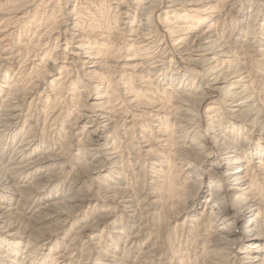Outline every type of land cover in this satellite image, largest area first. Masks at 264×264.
Returning <instances> with one entry per match:
<instances>
[{
    "label": "rangeland",
    "instance_id": "rangeland-1",
    "mask_svg": "<svg viewBox=\"0 0 264 264\" xmlns=\"http://www.w3.org/2000/svg\"><path fill=\"white\" fill-rule=\"evenodd\" d=\"M117 1L119 2L121 0H106V2L104 0H0V21H3L5 25H8L7 29L9 31L7 34L10 36L9 38L8 36L6 37L7 41L5 43H8L7 47L10 48L9 51L11 50L10 52L16 55L12 62L7 64V67L10 68L9 73H16L15 78L17 80L14 78V81L19 84V87L21 88L20 90L23 88L22 92H26L27 102L34 97V101H32L33 103L30 105L31 110L28 111L31 117L34 114L31 121L32 124L30 123L31 125L29 126V121L21 122V134H19L18 139H16L10 148H5L6 150L4 149L5 152L3 153L1 162L6 163L11 158L14 152V147L24 137L32 139L34 133H36V137L37 134L39 135L40 148L44 145L54 147V152L64 155L63 162L58 168L62 171V174L58 177L59 179L56 178L51 182V186H48L47 189L45 188L47 192H43L44 196L35 201V206L33 205V208L30 207L28 209L26 208V204L21 202V208L19 207L17 209L16 214L6 216L3 218L4 220H2L5 223L8 221L7 223L10 224L7 225V228L0 229V242L7 239L20 241V243L16 245L18 248H15L18 252V259L26 256V254H23V251L30 250L32 253L37 250L36 253L29 254L33 261L29 260L28 263L24 264H36L38 263L37 261L40 262L41 260L43 261L42 264H54L55 260H57L56 257L58 256L61 257L58 262L65 261L64 263L67 264H134L135 261H141L142 264H207L204 259L207 256L209 241H206V239L213 235V229L210 227H205V229L201 227V224L191 222L186 216L187 214L192 220L200 218L204 203L201 199L200 201L199 199H195L196 205L194 207V214H191V212L186 214L182 213L184 205L188 202L191 196L193 197L197 192L191 188L189 183L185 182L186 175L185 172L182 171L183 164H181L177 158L175 149L176 144L174 143L178 141V145H183V142L179 143L178 139H172V142H174L173 144L163 147L161 143L157 142V133L154 131H148L151 129V125L148 121L127 123V120L125 121L126 118H124L129 117L128 120L132 119V109L128 107L129 104L125 101L128 99L129 95H125L124 98L123 94L125 91H127L128 94H137L141 96L144 100L143 102H146L149 97L152 102L157 101L166 103L169 101L170 97L168 91L171 92L173 91L171 89H174L172 85H169V78L173 76L172 72L179 71L180 79H184L183 75H185L191 68V65L186 58L188 55L186 54L185 44H187L186 46H188V49L194 47L197 43L199 45V42L203 41L206 37H209V39H219L220 42L223 41L224 43L222 42V44L224 47H227V49L233 54V61L235 64L242 65L243 63L245 66L247 64L246 71L248 70L250 73V78L252 76L250 82L253 81V89L255 88V92H257L256 102L262 107L261 117L264 119V56L257 55V53H264V51L258 49L259 44L262 42L259 38L261 35L254 36V32L256 31L255 25H251L252 27L250 26L248 28V30L251 29L248 32L249 36L256 38H254L253 41L251 39L249 42L247 41V43L244 39L245 37H243L242 34H239L240 25L238 24V19L240 18V15L235 11L237 10V3L235 2H238V0H206L200 5L201 8H199L198 12H189L193 16L190 20L186 19L184 13H182V23L181 20L178 21L175 17L165 14V1L161 0L159 5L161 7L157 8L155 11L153 22L155 26L154 29L156 28L155 30H158V34L161 33L160 40H162L159 42L160 45L159 48H157L158 50L156 48L152 50L154 54L151 53L153 54L151 58L148 57L151 54L145 55L146 53L141 52L138 53V55L133 56L132 52L135 51L134 49L137 47L135 45V48L132 47L131 51H127L128 47L125 46V44H127L128 41L125 40V37L122 34V36L120 35L121 37L119 36L120 38H117L113 44L115 45V43H117L118 46H125V49H123L124 52L122 51L121 53L122 57L120 56L119 58H116V56L113 55L116 51L113 52L107 49H105L104 52H99V49L103 47V44L109 43V40L111 39L110 42H113L115 39L111 37L110 39L104 38L103 40L102 37L103 35L106 36V34L102 35V33L103 31L106 33L108 28H111V31H115L114 29L116 25L119 24L116 18L117 13H114L116 12L114 7L116 6ZM251 2V0H248L246 3L244 8L246 12L251 6ZM212 6L214 7L213 9H211ZM188 9L189 7L187 6L186 13L188 12ZM69 13L72 14V16H70ZM200 16L202 17L201 19H199ZM71 17L76 18L77 22L79 21L78 24L80 25L77 26V29L76 26L70 24L69 21ZM166 19L169 20L165 21ZM183 21H185L186 24ZM116 22L117 24H115ZM174 23L178 26V28H174L177 33H173V31L172 33L170 32V28L174 26ZM183 25H189V28L181 29ZM201 34H203V36ZM115 35L118 34L115 33ZM66 38L70 39L71 43L69 47H67ZM241 39H243V42ZM80 40H83L82 43H85V48H82L81 50L78 49L81 54L75 56L74 53H77L75 49L81 42ZM88 41L93 44L92 48L86 51L88 48ZM39 43L43 47L40 46V48ZM250 46H252V49ZM180 48L181 50H179ZM183 50H185V52ZM142 55L146 60H144ZM28 56H32L31 58L36 60L32 62L33 65H26ZM145 56L149 58L150 62ZM65 57L67 58L64 59ZM152 57H157L156 59L162 57V59L166 61V65H164L163 68H160L161 71L151 68V62L153 61ZM124 58L126 60H132L126 61ZM257 58H259V60ZM124 63L125 65L126 63H129L128 65H130V67L132 66L131 69H133L126 70ZM136 66L138 68H136ZM198 69L202 77H205L203 68L200 66ZM69 71H72V73ZM78 71L81 73H78ZM147 71L148 73H146ZM29 72L30 75L27 74ZM159 72H163L160 79H163L164 77H166V79L161 80L162 83L156 85L157 83L155 80H158L156 77L159 75ZM147 76H150L152 85L144 88V91L141 92V86H139V83L141 82L142 77L147 79ZM84 77L88 78L85 80ZM53 78H55V82L53 81L49 83L48 81H51ZM19 81L21 83H19ZM163 82H165L164 85ZM175 83L178 84L177 81L174 82V84ZM32 84L35 86H32ZM167 86H170L171 88L168 89V91L165 89ZM97 91L99 93L103 92L102 94H104V91L109 93L107 94L108 97L105 99H111V102H108L110 106L111 104L117 105L120 103V105H117V108L122 106V109H119L118 111L124 113V110H128V113L125 116H122L123 113L116 112L115 114H117V116L118 114L119 116L120 114L122 116L118 117L120 118L118 121L119 125L116 128L114 127V130L111 128L106 132V135H109L112 140L109 145L122 156L120 172L123 173V177L120 181L117 179L109 180L107 175L108 172L105 171L101 174L98 173L97 176L85 173L83 164L87 160L84 155L86 152L84 143H86L85 141L87 138H90V136H87V134L82 135L81 131L84 127L83 124L80 125V129H73L78 128V116L85 112V108H88L86 107V102H83L82 100L85 98V100H87V96L97 93ZM47 93L50 95H47ZM143 94H145L146 97H144ZM213 96L215 100L211 99V102L216 100H219L218 102H220V100H222V97L218 94H214ZM39 100L42 101L39 102ZM206 109L207 106H204L201 112V116L204 120L207 118H205L207 115ZM221 111L222 108L220 112ZM221 116L222 114L219 113V117ZM36 118H38L39 122ZM166 118L168 121L166 119L163 120V122L166 121L165 125L167 122H170V124L173 123L172 118ZM144 127L149 132V138L152 139V145L147 149V153L149 152L152 156H156L158 159L156 164H160L162 167L153 165V168L155 166V168L158 169V171H156V169H153L152 165L145 160H137L138 170L143 169V167L152 170L150 171L151 173H148V170L146 171V180L142 178L144 176L137 173L132 175V158L130 159V155L132 156V153L130 154V152L132 151H136L135 153L138 151L139 154L143 153L142 150H144L143 148L145 147L142 148V144L139 143L140 138H138L137 133H139L140 129ZM156 127L154 129L159 128L158 125H156ZM129 128H131V130ZM122 130L127 131V135L123 136V133L125 132ZM203 130L206 135H210V130L208 131V128L205 125L203 126ZM120 132L122 133L120 134ZM236 132L239 133L242 140L244 137H255V135H250L251 131L243 129L239 131L238 128L236 129ZM192 137L193 136H191L190 139ZM78 140H80L81 146L75 145ZM137 145L139 146L137 147ZM2 149L3 148L0 147V151ZM145 153L146 152H144V154ZM128 159L131 161L129 162ZM163 160H165V162ZM218 160L219 157L216 156L214 161ZM243 165H246V162H244ZM204 168L206 169L207 174H209L210 166L206 165ZM82 172H84V174L79 175ZM258 174L259 172L256 171L252 180H256L259 189L263 192L262 198H264V175ZM139 176H142V180ZM153 177L156 182L150 184L149 182ZM110 181L112 184H110ZM78 185L79 187L81 186L80 188L82 189H79L80 191L77 193L83 197L89 198V202L85 206L79 208L77 212H74L73 210L76 209H73L71 211L72 213H69L70 216H67L66 213L58 218L50 217L49 214L54 212L51 210L34 213L37 206L46 201L54 203L58 202L56 210L60 209L66 211L64 209L66 203H64L63 198L66 196H72L74 193L76 194V191L72 189L74 186L78 187ZM143 185H145L144 188H142ZM105 186L120 187L125 190V194L132 195V193H137L139 196L141 194L138 190H148L149 192L154 193L155 198L153 200H155V203L151 204L150 207L145 206L142 211L139 210L138 212L137 210V217H130L125 211H123L120 204L117 202L112 203L107 199L105 194L106 191L104 190ZM67 189L69 190L67 191ZM116 196L119 199L121 194H116ZM262 198L261 200L263 203L261 205L262 209L260 215H263V218L264 199ZM59 203H61V205ZM3 222H0V225H2ZM91 224L94 228L92 230L93 233L90 234V237H86L81 230L85 225ZM134 235H137L134 239L135 243L130 244L129 240ZM10 245L12 246V244ZM28 245L30 247H27ZM3 250H5V248ZM142 252H145L143 258L139 256Z\"/></svg>",
    "mask_w": 264,
    "mask_h": 264
},
{
    "label": "bare ground",
    "instance_id": "bare-ground-1",
    "mask_svg": "<svg viewBox=\"0 0 264 264\" xmlns=\"http://www.w3.org/2000/svg\"><path fill=\"white\" fill-rule=\"evenodd\" d=\"M104 1L106 2V0ZM160 1L161 0H121L119 2L117 1L116 6L114 7L116 9V12L114 13H117V16L116 14L115 16L119 24L116 25L114 29L115 31H111V28H108V31H106V33L105 31H103V33L101 31L102 35L106 34V36L103 35V40L104 38L110 39L111 37L115 39L113 42H110L112 39H108L109 43L103 44V47L99 49V52H104L105 49L113 52L116 51L114 52L115 54L113 53V55H115L116 58H119L123 49H125V46L128 47L127 51H131L132 47L135 48L136 45L137 48H133L135 50L132 52L133 56L138 55V53L140 52L146 53L145 55H149L153 53L152 50H154V48H159V42H161L162 40H160L161 33L158 34V30L156 31V28L154 29L155 26L153 18L157 8L161 7L159 6L161 3ZM164 1L165 14L175 17L178 21L181 20L182 23V13H184V17L186 19L190 20L193 16L189 12H198L199 8H201L200 5L206 0ZM247 1L248 0H238V2H235L237 3V10L235 11L238 15H240L239 17L241 18L238 19V24L240 25L239 34H242L243 37H245L244 39L246 42H249L251 39L253 41L255 37L252 38L251 36H249L248 32L251 29L248 30V28L251 25H255L256 31H253L255 33L254 36L261 35L259 36V38L262 40V44H259L258 49L260 51H264V0H251V6L246 12L244 8ZM187 6L189 7V9L186 13ZM213 8L214 7L212 6L211 9ZM69 15L72 16V14L70 13ZM201 18L202 17L200 16L199 19ZM168 20L166 19L165 21ZM69 22L73 26H76V29L77 26L80 25L78 24L79 21H76V18L71 17ZM175 23L173 24L174 26L170 28L171 33L172 31L173 33H177V31L174 30V28H178ZM115 24H117V22ZM188 26L183 25L181 29L189 28ZM7 27L8 25H5L3 21H0V147L3 148L0 151V222H3L2 220H4L3 218H5L6 216L16 214L17 209L21 206V202H24V204H26V208L28 209L33 205L35 206V201L44 196L43 192L46 191L45 188L47 189L48 186H51V182H53L62 174V171L58 168L60 167L64 159V155L54 152V147L44 145L42 146V148H40L39 135L37 134L36 137V133H34L32 135V139H30L29 137H22L23 139L14 147V152L11 158L6 163L1 162L3 158V153L6 150L5 148H10L12 144H14L16 139H18L19 134H21V122L29 121L28 125L30 126L32 124V117L34 115L33 114L31 117L28 112L29 110H31L30 105H32L34 97H32L30 101H26V92H22L23 88L22 90H20L21 88L19 87V84L14 81L16 79V73L10 74V68L7 67V64L11 63L16 56L10 52L11 50L9 51L10 48L7 47L8 43H5L7 41L6 37L8 36L7 32L9 31ZM115 33L118 35H115ZM121 34L125 37V40H127L128 43L125 44V46H118L117 43L113 45L117 38H120L122 36ZM201 35L203 36V34ZM9 37L10 36H8V38ZM66 40L67 47H69L71 43L70 39L66 38ZM242 40L243 39H241V41ZM80 41L81 42L79 43V45H77V48L75 49V51H77V53H74L75 56H79L78 54H81L79 53L78 49L81 50L82 48H85V43H82L83 40ZM222 42H220L219 39H209V37H206L203 41L199 42V45L197 43L194 47L190 46L191 48L187 49L188 46H186L187 44H185L186 54L188 55L186 58L189 64L191 65V68L185 75H183L184 79H180L179 71L172 72L173 76L169 78V85H172L174 89H171L170 86L165 87L167 91L168 89L173 90L171 92L168 91L169 97L172 99L169 98V101H167L166 103H161L157 101L152 102L151 98L149 97L147 98L146 102H143L144 100L143 98H141V96L137 94H128V92L125 91L123 95L124 98L125 95H129L128 99H126L125 101L129 104L128 107L132 109V119L128 120L129 117L124 118H126L125 121L127 120V123H135V121H148V123L151 125V129L148 131H154L155 133H157V142L161 143L163 147L173 144L174 142L172 141L174 139H178L179 143L183 142V145H178V141L174 143L176 144L175 149L177 158L179 159L180 163L183 164L182 171H184L186 175L185 182L189 183L191 188H193V190L197 192L193 197L191 196V198L188 200L189 203L186 201L187 203L184 205L182 213L186 214L191 212V214H194V207L196 205L195 199H199V201L201 199V201L204 203V208L200 213V218L192 220L191 217H188L187 214L186 216L191 222L195 224H201V227L203 228L210 227L211 229H213V235L209 236L206 239V241H209L207 256L204 259L206 263L264 264V254H262L264 253V217L262 218L263 215H260L262 209L261 205L263 203V201L261 200L263 192L259 189L256 180H252V178L254 177L253 175L256 173V171H258L260 175H264V119H262L261 117L262 107L259 106L258 102H256L257 92H255V88L253 89V81L250 82L252 76L250 78V73L248 72V70L246 71L247 64L246 66L243 63L242 65L244 66L235 64L233 61V54L227 49V47H224ZM87 44L88 48L86 51L92 48L93 43L88 41ZM40 46L42 45H40L39 43V47ZM250 47L252 49V46ZM179 50H181V48ZM185 50L183 51L185 52ZM153 54L148 57L151 58ZM257 55L264 56V53H257ZM31 57L32 56H28L26 65H31L33 61H36L34 60V58ZM66 58L67 57H65L64 59ZM156 58L157 57H152L153 61L151 62V68H154L157 71H161L160 68H163L164 65H166V61L162 59V57L158 59ZM257 59L259 60V58ZM124 60L126 59L124 58ZM130 60L132 59L126 61ZM144 60L146 59L144 58ZM128 64L129 63H126L125 65L124 63V67L126 68V70L131 69L132 67H130V65ZM200 66L205 72V77H202V75L199 73L198 67L200 68ZM136 68L138 67L136 66ZM69 72L72 73V71ZM78 73L81 72L78 71ZM146 73H148V71ZM162 73L159 72V75H157L156 79L158 78L159 81L155 80L157 83H155L156 85H158V83H162L161 80L166 79V77L160 79ZM27 74L30 75V72ZM150 76H147V79H144L145 77H142V80L139 83V86H141V92L144 91V88H147L152 85V81H150ZM87 78H85V80ZM54 79L55 78L48 82L51 83L54 81ZM176 81L178 82V84H174V82ZM19 83L21 82L19 81ZM164 84L165 82H163V85ZM32 86L35 85L32 84ZM102 93H99L97 91V93H93L90 94V96H87V100H85L86 98L82 100L83 102H86V107L88 108H85V112H80L81 114L78 116L77 120V123L79 124L77 126L78 128L73 129H80V125L83 124L84 127L81 131L82 135L87 134V136H90V138H87V140L85 141L86 143H84V147L86 150L84 155L87 160L83 164L85 173H90L94 176H97L98 173L101 174L105 171L108 172L107 175L109 180L117 179L120 181V179L123 177V173L120 172V163H122V156L118 154V152L109 145L112 140L110 139L109 135H106V132H108V130L111 128H113L114 130L116 127H118V121L120 119L118 117L127 115L128 110H124V113L118 111L119 109H122V106L120 108H117V105H120V103H118L117 105L111 104L110 106L108 102H111V99H105L106 97H108L107 94L109 93L105 91L104 94ZM48 94L49 93H47V95ZM214 94L220 95L222 97H220L222 100H220V102H218L219 100L211 102V99L215 100L213 96ZM143 96L146 97L145 94H143ZM41 101L39 100V102ZM204 106H207V115L205 116V118H207L205 120L201 116V112ZM221 108L222 111L220 112ZM116 112L123 114L122 116L121 114L120 116L119 114L117 116V114H115ZM219 113L222 114L221 117H219ZM166 117H169L170 119L172 118L173 123L170 124V122H167L165 125L166 121L163 122V120H167ZM36 120L38 121V118H36ZM156 125L159 126L158 129H154ZM204 125L208 128V131L210 130L209 136L206 135L203 130ZM238 128L239 131H241V129L251 131L250 135H255V137H244V139L242 140V138L239 136V133L236 132V129ZM129 129L131 130V128ZM148 131L144 127L140 129L139 133H137L138 138H140L139 143L142 144V148H146H143V153L139 154L138 151L137 153H135L136 151L130 152V154L132 153V156L130 155V159L132 158V175L135 173L142 175L144 177H141L144 178V180H146L147 178L146 171L148 170L149 173L152 170L146 169L147 167H143V169L138 170L137 160H145L146 162L152 165V168L153 165L160 166V164H156L158 161L156 156H152L151 154H149V152L147 153V149L152 145V139L149 138ZM123 132H125L123 133V136L127 135V131ZM121 133L122 132H120V134ZM191 136L193 137L190 139ZM80 144V140L75 143L76 146H81ZM138 146L139 145H137V147ZM38 151L41 153H39ZM144 152H146L147 154H144ZM216 156L219 157L218 161H214V158ZM128 161L130 162L131 160L128 159ZM163 161L165 162V160ZM244 162H246V165H243ZM206 165L210 166L209 174H207V171L204 168ZM155 166L153 169H156ZM156 171H158V169H156ZM83 174L84 172L80 173L79 175ZM141 177L139 176L140 179ZM154 177L152 180H150V184L156 182L154 180ZM110 184H112L111 181ZM76 186H74L73 189L71 188L72 190L76 191V194L74 193L72 196H64L65 198H63L64 203H66V207H64L66 211L60 209L56 210L58 202L54 203L46 201L40 203L37 206L36 210H33L34 213L42 212L44 210H51L54 212L49 214L50 217L58 218L60 216L65 215L66 213L67 216H70L69 213H72L71 211L73 209H76L73 211L77 212L79 208L85 206L89 202V198L83 197L78 194L80 191L79 189L82 188H80L81 186L79 187V185L78 187ZM144 187L145 185L142 186V188ZM68 190L69 189H67V191ZM104 190L106 191L105 194L107 196V199H109V201H111L112 203L117 202L118 204H120L123 211H125V213H127L130 217H135L137 215V210L138 212L139 210L142 211L145 206L150 207L151 204L155 203V200H153L155 198L154 193H151L148 190H138V192H140L141 194L140 196L137 193H132V195L125 194V190L120 187L116 188L111 186H105ZM120 192H122L123 194ZM116 194H121L119 199L117 198ZM59 204L61 205V203ZM7 222H3V224L0 225V229L7 228V225L10 224ZM93 229V225L91 224L85 225L81 231L84 232V236L90 237V234L93 233ZM136 237L137 235L132 236L129 240V243L134 244V239ZM18 243H20V241H12L10 239L0 242V264H24L28 263L29 260H32L29 254H34L37 252V250L32 253L30 250L23 251V254H26V256L21 259H18V252L15 249L18 248L16 246ZM10 244H12V246ZM27 247L30 246L28 245ZM4 248L5 250H3ZM143 254H145V252H142L139 256L143 258ZM59 258L61 257L58 256L56 257L57 260L54 259V264H67L64 263L65 261L58 262L60 260ZM37 262L38 263L36 264L43 263L42 260L40 262ZM134 264H142V262L135 261Z\"/></svg>",
    "mask_w": 264,
    "mask_h": 264
}]
</instances>
